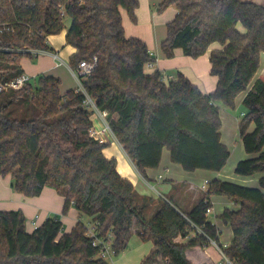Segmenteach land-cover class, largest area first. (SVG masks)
I'll return each instance as SVG.
<instances>
[{
	"label": "trees",
	"instance_id": "16d2710c",
	"mask_svg": "<svg viewBox=\"0 0 264 264\" xmlns=\"http://www.w3.org/2000/svg\"><path fill=\"white\" fill-rule=\"evenodd\" d=\"M139 5L140 0H0V80L23 73L22 58L32 57L31 49L53 51L48 36L64 30L69 19L66 43L76 49L69 64L77 70L80 62L97 57L92 72L79 77L139 171L158 167L164 148L188 171H220L231 156L222 141L220 105L234 108L260 68L264 5L242 0H162L157 5L159 12L170 5L178 9L161 44L166 57L177 48L198 57L214 42L221 44L210 53L211 73L218 77L210 93L180 71L169 81L161 80L159 70L146 72L156 57L142 38L126 35L122 16L125 9L136 22ZM3 93L0 175H11L16 191L28 197L46 186L55 188L65 198L62 213L74 206L82 218L69 232L58 214L28 231L22 209L0 210V264H111L87 235L84 216L116 255L126 249L136 224L155 237V249L143 264L157 255L165 264H192L187 249L211 240L221 246L220 229L208 212L212 194L238 205L220 215L233 231L231 243L223 247L226 255L238 264H264L263 79L254 81L242 101L246 110L239 133L252 156L235 166L240 175L262 174L259 185L216 178L189 211L161 199L149 218L145 209L151 198H138L132 181L119 173L117 159L105 155L107 144L90 134L94 111L83 91L62 93L60 78L40 74L21 90ZM14 103L31 104L37 114L26 119L6 113ZM191 233L186 242L176 239Z\"/></svg>",
	"mask_w": 264,
	"mask_h": 264
},
{
	"label": "crops",
	"instance_id": "0c3cea01",
	"mask_svg": "<svg viewBox=\"0 0 264 264\" xmlns=\"http://www.w3.org/2000/svg\"><path fill=\"white\" fill-rule=\"evenodd\" d=\"M160 2H162V0H140L136 22L131 20L125 9H122L126 35L142 38L147 43L150 52L156 57L154 63L147 65L146 72L154 73L159 70L162 76L165 77V81H169L177 79L178 72L180 71L203 92H213L217 87L218 77L211 73L212 64L210 61V53L213 49L221 48V44L214 42L205 54L198 57L186 55L181 48H177L172 57H166L162 51L161 44L167 36L166 24L175 17L178 9L172 10L170 15L165 17L163 14L160 15V12L156 9ZM51 36L52 35L48 36L50 45H52L49 40ZM65 45L61 46L59 43L52 45L53 51H56L60 55L63 62L54 57L52 54L53 51H40L32 56L37 57L35 63L26 62L30 61V59H26L24 62L22 61L24 72L30 74L32 79L40 74L53 75L60 78L62 93H65L69 89H77L78 85L76 84V80L78 77L75 74V70L68 62L76 49L72 45H69L70 48L65 50ZM61 51L68 54V60L61 55ZM23 64H25V66ZM63 65L68 66L67 69L70 70L72 77L74 76L76 78V80L74 79L75 82L69 77L68 71L63 68ZM254 81L255 79L252 80L247 90L238 95L242 101L249 89L253 86ZM238 97L236 99V104ZM226 108L230 109L228 106H226ZM220 111L222 117V141L228 145L231 150L230 159H232V156L236 153L238 158L232 160L230 168H226L229 163L228 160L226 166L220 171L207 169L188 171L184 169L181 164L173 162L171 160L170 151L164 148L160 165L156 168H146L143 174L131 160L114 133L106 132L102 134V141L107 144L104 149L105 155L109 158L115 157L117 159L119 173L132 181L139 199L143 197L151 198L148 207L145 209V214L148 218L158 209L161 199L171 200L181 211H189L207 194L208 188H202V185L207 180L211 181L218 178L222 180H234L236 183L243 185H259V178L262 174L258 173L247 176L234 172L235 166L239 160L252 155L246 152L240 138V118L238 119L233 113L227 111L225 115V117L227 116L226 119L231 118L234 121V124L231 122V126H229L230 124L224 121L222 107ZM92 119L96 126L101 127V115L99 113H94ZM235 138H237V141L242 143L243 146L232 145ZM11 178V175H0V190L4 193V195L0 197V210L22 209L26 218H29L30 227H28V231L34 230L47 218L54 214H58V212L60 213L63 209L65 198L63 195L59 194L55 188L46 186L40 195L28 197L16 191L13 187ZM210 199L213 202V206L209 213V217L220 229L221 246H228L233 238V231L230 225L225 224L221 220L220 215L225 208L234 209L238 208V205L226 195L212 194ZM81 218L79 211L76 207L72 206L70 213L62 217L64 230L66 232L71 231ZM141 231L143 232L141 233ZM192 235L193 233L187 238L179 236L176 239L186 242ZM131 238L132 241L134 240V243L132 246H129ZM154 249L155 237L152 232L147 228L144 229L134 224L126 249H124L120 255L116 256L111 264H143ZM192 254L197 256L198 264H218L221 258L218 246L213 242H210L208 246H195L186 250V255L189 260L192 264H196ZM149 264L165 263L162 256L157 255Z\"/></svg>",
	"mask_w": 264,
	"mask_h": 264
},
{
	"label": "built area",
	"instance_id": "2783aa9c",
	"mask_svg": "<svg viewBox=\"0 0 264 264\" xmlns=\"http://www.w3.org/2000/svg\"><path fill=\"white\" fill-rule=\"evenodd\" d=\"M30 51L33 55H35L37 52L49 51V50L31 49ZM52 54L54 55L55 58L60 59L63 62L62 58L60 57V55L56 51L55 52L53 51ZM151 54H152V52H151ZM96 61H97V57H94L93 60H91V61L84 60V61L80 62L79 69L75 70V74L79 80V86H78L77 90H81L86 94V99H85L86 106L89 109L93 110L94 113H99L101 115V127H98L93 123L89 132L93 137H95L99 141L103 142L102 141L103 140L102 139L103 133H106V132L114 133L112 128L110 127L107 119H106L107 113L102 112L98 109L95 100L89 94H87V92L85 91V88L83 86L82 80L79 77V75L90 74L92 72V70L94 69ZM150 64H152V63H150ZM31 80H32V76L26 72H23L20 75H17V76H15L12 79L7 80V81H1L0 80V93L6 92V91H12V90H21ZM161 80L165 81V77L162 76ZM209 183H210V181L207 180L202 185V188L207 189ZM208 212L209 213L211 212V208L208 209ZM199 231L201 232L200 229H199ZM87 235L93 238V244L94 245L100 247V256L102 258L108 259V258L113 257L114 250L111 246V242L109 240L98 237L96 234V228L94 226L88 227ZM211 242L216 244L218 246L219 251H220L221 258H220L218 264H238L236 262V260L231 259L229 256L226 255V253L223 250L224 246H220L214 240H211Z\"/></svg>",
	"mask_w": 264,
	"mask_h": 264
},
{
	"label": "rangeland",
	"instance_id": "374dc122",
	"mask_svg": "<svg viewBox=\"0 0 264 264\" xmlns=\"http://www.w3.org/2000/svg\"><path fill=\"white\" fill-rule=\"evenodd\" d=\"M242 1H249V2H253V3H257V4H262V5H264V0H242ZM156 9H157V7H156ZM174 9H177V7L175 6V5H170V6H168L167 8H165L163 11H161L159 14L160 15H164L165 17H167V16H169L170 15V13L172 12V10H174ZM69 22H70V20L69 19H67L66 20V28L64 29V30H62L60 33H58V34H54V35H52L51 36V38L49 39L50 40V42L52 43V45H55L56 43H59L61 46H63V45H65V44H67L66 43V32H67V29H68V27L70 26L69 25ZM51 45V46H52ZM53 47V46H52ZM65 50L67 49V48H70V46L69 45H65ZM61 48V47H60ZM62 53H61V55L66 59V60H68L69 59V56H68V54H66L65 52H63V51H61ZM65 55V56H64ZM26 59H30V61H26V62H30V63H35L36 61H37V57H29V56H23V58H22V61L24 62ZM69 62V61H68ZM24 66H25V64H23ZM67 65H63V68L65 69V70H67L68 71V74H69V77L72 79V80H76V78L73 76L72 77V75H71V72H70V70L69 69H67ZM258 78H262V79H264V52L261 54V61H260V68H259V70H258V72H257V74L255 75V80L256 79H258ZM75 80H74V82H75ZM33 82H35V80H33ZM76 84L79 86V82H78V79L76 80ZM5 93H0V101H1V99H2V97L3 96H5L4 95ZM221 107H222V110H223V116H224V121L225 122H227L228 124H230L229 126H231V122L234 124V121L230 118V119H226L227 118V116L225 117V115H226V112L227 111H229V112H231V113H233L235 116H237L238 117V119L239 118H241L242 116H243V114H244V112H245V110H246V108H245V106L243 105V103H242V99L240 98V97H238V101H237V104H236V106L234 107V108H231V107H229L230 109H228V108H226V106L225 105H221ZM13 111V112H12ZM5 112L7 113V112H11V115H13V116H15V117H18V118H32V117H34L36 114H37V111H36V109L33 107V105H27V104H18V103H14V104H11V105H9V107H7L6 109H5ZM243 112V113H242ZM229 118V117H228ZM235 144V145H234ZM232 145H234V146H236V145H241V146H243L242 145V143H240L239 141H237V138H235L234 140H233V142H232ZM234 150V149H233ZM234 154V153H233ZM232 154V155H233ZM234 159H238L237 158V153L236 154H234V156H232V159H230L229 158V163H228V165H227V167L226 168H230V166H231V162H232V160H234ZM235 172V171H234ZM11 180H12V178H11ZM229 181H233V182H236V181H234V180H229ZM249 186V185H248ZM251 186V185H250ZM253 186V185H252ZM4 195V193L0 190V197L1 196H3ZM71 208H72V206L70 207V209L68 210V212L66 213V214H63L62 213V210H61V212L59 213L58 212V215L61 217V219H62V217L65 215H67V214H69L70 213V210H71ZM54 215H56V214H54ZM54 215H52V216H54ZM84 221L87 223V225H88V227H91L92 226V221H91V219L89 218V217H87V216H84ZM29 218L27 217L26 218V227H27V229H28V227H30L29 226ZM133 243H134V240L132 241V238H131V241H130V245L129 246H132L133 245ZM124 251V250H123ZM123 251H121L118 255H120ZM118 255H116L115 253L113 254V257L112 258H108V260L110 261V263H112V261H113V259L114 258H116V256H118ZM192 257L194 258V261H195V263L196 264H198V258H197V256L195 255V254H192Z\"/></svg>",
	"mask_w": 264,
	"mask_h": 264
}]
</instances>
